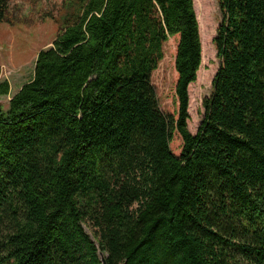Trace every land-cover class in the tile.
Here are the masks:
<instances>
[{
	"label": "trees",
	"instance_id": "obj_1",
	"mask_svg": "<svg viewBox=\"0 0 264 264\" xmlns=\"http://www.w3.org/2000/svg\"><path fill=\"white\" fill-rule=\"evenodd\" d=\"M65 1L74 15L0 108V264H264V0H218L195 135L193 1ZM171 38L165 114L152 76Z\"/></svg>",
	"mask_w": 264,
	"mask_h": 264
},
{
	"label": "rangeland",
	"instance_id": "obj_2",
	"mask_svg": "<svg viewBox=\"0 0 264 264\" xmlns=\"http://www.w3.org/2000/svg\"><path fill=\"white\" fill-rule=\"evenodd\" d=\"M199 25L202 57L196 82L188 89V131L195 135L204 118L203 100L213 93V80L219 68L213 39L221 22L218 0H192ZM75 9L65 0H10L6 22L0 25V84L7 82L8 96H0V108L6 109L10 98L33 75L39 51L51 47L63 22ZM177 38L164 45V59L153 73L160 109L166 114L176 111L174 55ZM181 142L172 141L171 149L179 153ZM88 234L90 232L86 229Z\"/></svg>",
	"mask_w": 264,
	"mask_h": 264
},
{
	"label": "water",
	"instance_id": "obj_3",
	"mask_svg": "<svg viewBox=\"0 0 264 264\" xmlns=\"http://www.w3.org/2000/svg\"><path fill=\"white\" fill-rule=\"evenodd\" d=\"M99 258H100V261H101L102 264H106L105 258H104L103 254L101 252H99Z\"/></svg>",
	"mask_w": 264,
	"mask_h": 264
}]
</instances>
